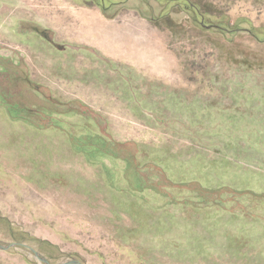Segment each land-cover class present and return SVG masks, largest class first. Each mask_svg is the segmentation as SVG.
<instances>
[{"label": "rangeland", "instance_id": "rangeland-1", "mask_svg": "<svg viewBox=\"0 0 264 264\" xmlns=\"http://www.w3.org/2000/svg\"><path fill=\"white\" fill-rule=\"evenodd\" d=\"M0 162L50 264H264V0H0Z\"/></svg>", "mask_w": 264, "mask_h": 264}, {"label": "crops", "instance_id": "crops-1", "mask_svg": "<svg viewBox=\"0 0 264 264\" xmlns=\"http://www.w3.org/2000/svg\"><path fill=\"white\" fill-rule=\"evenodd\" d=\"M8 172H9V169H6L4 164L2 162H0V179L7 176ZM7 219H9V218L7 217ZM24 232L26 234H28V236H30V237L33 236L30 232H26V231H24ZM12 243H16V242H12ZM20 243L27 244L28 246L32 247V245L30 243L29 244L25 243V242H20ZM0 244H3V243L0 242ZM32 248L34 250H36V248H34V247H32ZM0 264H33V263H31L29 260H27L25 255L22 253H13L10 250H1L0 249Z\"/></svg>", "mask_w": 264, "mask_h": 264}, {"label": "water", "instance_id": "water-1", "mask_svg": "<svg viewBox=\"0 0 264 264\" xmlns=\"http://www.w3.org/2000/svg\"><path fill=\"white\" fill-rule=\"evenodd\" d=\"M10 248H20L26 250L30 252L40 264H50L46 258L41 256L36 250L28 246L27 244H23V243H9L7 245L0 244L1 250H9ZM59 264H83V263L79 262L78 260H69Z\"/></svg>", "mask_w": 264, "mask_h": 264}]
</instances>
